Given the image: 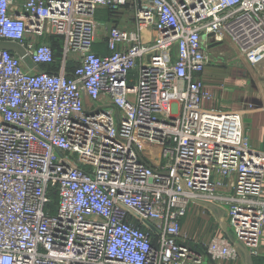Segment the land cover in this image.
<instances>
[{
	"label": "built area",
	"instance_id": "1",
	"mask_svg": "<svg viewBox=\"0 0 264 264\" xmlns=\"http://www.w3.org/2000/svg\"><path fill=\"white\" fill-rule=\"evenodd\" d=\"M129 1L135 29L109 27L97 53L98 9ZM227 36L264 63V0H0V42L25 52L0 48V264L231 262L236 242L258 254L264 152L241 113L203 107ZM197 203H225L234 238L186 244Z\"/></svg>",
	"mask_w": 264,
	"mask_h": 264
},
{
	"label": "crops",
	"instance_id": "2",
	"mask_svg": "<svg viewBox=\"0 0 264 264\" xmlns=\"http://www.w3.org/2000/svg\"><path fill=\"white\" fill-rule=\"evenodd\" d=\"M96 17L97 40L94 50L106 55L109 53L105 41L109 27L135 29L136 7L131 1L115 12L101 7ZM142 33L146 40L155 36L150 28L144 29ZM222 43L235 46V53L229 50V46H220ZM222 43L215 44L211 48L212 61L202 75L206 90L213 96V99L203 102V107L241 113L251 146L264 152V63L257 66L249 64L238 46L228 36ZM233 181V178L225 180L219 193L223 196H231ZM226 210L225 203L209 206L201 203L193 204L182 220V233L189 238L185 243L199 252H204L205 244L214 237L230 234L234 238L232 230L228 227ZM236 244L239 249L237 260L228 262L207 258V264H246L248 260L251 264H264V226L257 255L251 256L243 245L247 252L239 247L240 243L236 242Z\"/></svg>",
	"mask_w": 264,
	"mask_h": 264
},
{
	"label": "water",
	"instance_id": "3",
	"mask_svg": "<svg viewBox=\"0 0 264 264\" xmlns=\"http://www.w3.org/2000/svg\"><path fill=\"white\" fill-rule=\"evenodd\" d=\"M0 48L2 49H7V50H11V51H14L16 53H19L21 56H24V50L22 47H20L18 44L16 43H7V42H0ZM239 247L243 250L246 251V249L239 244ZM247 252V251H246ZM246 264H251L250 261L248 260L246 262Z\"/></svg>",
	"mask_w": 264,
	"mask_h": 264
},
{
	"label": "trees",
	"instance_id": "4",
	"mask_svg": "<svg viewBox=\"0 0 264 264\" xmlns=\"http://www.w3.org/2000/svg\"><path fill=\"white\" fill-rule=\"evenodd\" d=\"M52 42H54V44H55V49L57 50V57H59V51H60L59 40L53 36ZM71 69H72V67H71Z\"/></svg>",
	"mask_w": 264,
	"mask_h": 264
},
{
	"label": "rangeland",
	"instance_id": "5",
	"mask_svg": "<svg viewBox=\"0 0 264 264\" xmlns=\"http://www.w3.org/2000/svg\"><path fill=\"white\" fill-rule=\"evenodd\" d=\"M221 45H224V46H229L228 48H229V50H231L233 53H235V46H231L229 43H222V44H220V46ZM237 49V48H236ZM74 65V64H73Z\"/></svg>",
	"mask_w": 264,
	"mask_h": 264
}]
</instances>
